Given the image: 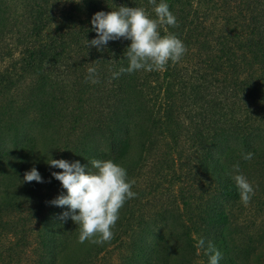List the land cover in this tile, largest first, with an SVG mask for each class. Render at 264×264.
I'll list each match as a JSON object with an SVG mask.
<instances>
[{
	"label": "trees",
	"instance_id": "1",
	"mask_svg": "<svg viewBox=\"0 0 264 264\" xmlns=\"http://www.w3.org/2000/svg\"><path fill=\"white\" fill-rule=\"evenodd\" d=\"M23 2L22 22L12 26L7 0H0V45L13 41L23 54L19 70L36 78L35 98L42 100H39V114L31 119L35 127L50 133L49 129L62 120L55 112L57 108L61 111L64 102L58 95L62 96L65 88L73 93V98L68 97L70 111L67 115L82 125L78 146H74L68 162L79 161L86 172H94L92 160H112L126 169L131 181L136 171H140L137 167L156 149L157 156L163 160L161 163L165 162L166 170L172 175L178 177L177 171H185L188 178L199 183L196 190L180 189L179 211L154 221L171 231L169 235L165 231L158 235L147 264H209L206 254L209 244L221 253L219 264H248L254 248L240 247L232 238V225L236 226L238 212L243 209L234 180L238 173L233 166L239 164V174L244 175L254 189L249 203L263 199L264 154L259 151H262L260 144L264 145V0L244 1V19L250 22L244 37L237 33L226 34L223 26L215 31L214 24L208 25L209 28L203 25L205 21L196 23L193 28H200L198 35L204 41L195 48L186 43L188 32L185 29L187 24L193 25L194 20L187 21L184 15H176L178 0H163L176 17L177 26H162L161 35H176L186 44L188 52L194 50L193 55L185 61H169L164 71L139 70L122 74L118 79L112 78L113 73L127 67L125 53L131 42L120 38L109 41L101 49L88 47L86 41L97 38L91 19L97 12L116 11L120 6L144 8L155 19L154 6L148 0ZM89 67L96 68L95 78L99 81L96 84L87 79ZM13 84L8 72L0 74V94L9 92ZM143 91L153 96L142 99ZM75 95L81 98L75 100ZM234 103L253 109L248 120L228 119L226 109L232 108ZM100 107L109 112L102 111L99 116L96 112ZM231 112L229 116L233 115ZM16 118L7 113L0 126V230L4 226L1 216L17 210L25 199L29 201L41 184L23 182L24 174L36 168L46 182L53 173L47 156H33L37 149L36 138L24 137L26 121ZM163 132L157 139L155 133ZM171 149L179 152L177 159L169 157ZM249 152L253 154L252 159L244 160V154ZM131 155L137 156L138 161ZM175 164L179 170L174 168ZM260 189L263 196L259 194ZM131 203L129 199L121 208L113 235L129 221L134 211ZM60 208H49V215L59 213ZM67 211L68 208L64 212ZM76 226L70 218L61 219L54 230H49V224L44 226L43 251L56 249L57 264L87 261L91 251H100L104 244L79 243ZM201 238L205 241L204 248L197 246ZM115 240L113 237L105 246ZM141 240L134 238L129 243L130 249L125 247L131 258L128 264L143 260L145 248ZM86 243L92 248L86 247ZM255 258L254 261L260 263V257ZM41 262L48 264L44 259Z\"/></svg>",
	"mask_w": 264,
	"mask_h": 264
},
{
	"label": "rangeland",
	"instance_id": "2",
	"mask_svg": "<svg viewBox=\"0 0 264 264\" xmlns=\"http://www.w3.org/2000/svg\"><path fill=\"white\" fill-rule=\"evenodd\" d=\"M23 1L7 0L10 13L9 22L12 26L19 25L22 22L21 14L25 11ZM244 1L178 0L175 5L176 15H184L187 17V21L194 20L193 25H186L185 29L188 32L186 43L188 41L190 48H195L200 42L204 41L198 35L200 28H193L200 21H205L203 25L209 28L211 27L208 25L214 24L212 29L215 31L223 26L226 34L233 35L237 33L240 37H244L246 25L250 23L248 19H244V12H246ZM213 34L215 35V33ZM193 53L194 50L186 51L181 59L188 60ZM237 55H240V51L237 52ZM22 60L23 54L13 41H6L0 45V74L8 72L14 82L12 87L8 89L9 92L0 94V126L7 113L10 117L16 116L15 120L20 122L23 119L26 121L25 130H23L25 132L24 137L26 135L36 138L37 149L34 150L33 156L43 155V158L47 156L49 160L52 158L68 161L70 156L72 157L71 152L74 150V146H78V140L80 139L79 127L82 125V122H76L71 115L70 117L67 115L70 111L68 97L73 98V93H68V88H65V93L62 96L61 94L58 95V99L64 102L63 107L61 104V111L59 112V108H57L55 112L59 113V116L61 115L62 120L56 127L49 129L51 134L42 128L35 127L31 119L39 114V100L42 99L41 97L35 98V94L37 95L35 92L36 78L19 70ZM149 96L153 95L143 91L142 99H148ZM74 97L75 100L81 98L80 95ZM231 99L232 101L236 100L233 96ZM156 105H159V101ZM226 110H228L227 113L232 110L233 115L229 116L228 113V119L232 118L233 121L248 120L251 115L249 112L253 111L252 108L240 107L239 104L235 103L232 108ZM102 111L103 113L109 112L108 109L100 107L96 113L102 116ZM97 114H94V116H97ZM181 118L183 121V116ZM51 130L53 131L51 132ZM155 134L159 139L164 132ZM156 135H153V139H156ZM165 140L167 141V139L163 141ZM260 147L262 151L259 152L264 154V145L260 144ZM178 149L182 151L181 148L178 147ZM171 153L169 157L174 156V159H177L176 156L179 152L177 150L173 152L171 149ZM132 159L136 160L137 156L132 157ZM161 159L157 156L155 149L137 167L140 168L138 169L140 171H136L133 175L135 184L132 188V191L138 194L136 198L132 199L131 203L134 211L120 232L113 235L116 239L115 242L113 241L107 247L104 243L101 245L100 251L95 252L96 249L91 251L92 254L87 261L85 259L84 262L76 264H128L131 258L128 257L129 253L126 254V251L129 250H125V247L130 249L129 243L134 238H139V241L140 238L142 239L141 243L145 248L144 257L139 263L134 261L130 264H147L150 261L151 247L158 235L164 233V231L165 234L169 235L171 231L170 228L164 230L159 225L154 224V221L158 222L161 217H168L171 214L170 212L180 210L181 188L190 187V190H196L199 184L191 177L188 178L185 171H177L175 175H178V177L172 175L166 170L165 162L161 163L163 161ZM166 159L168 160V155ZM174 168L178 169L176 164ZM60 171L58 168H53V172L58 173ZM262 193L263 190L260 189L259 194L263 196ZM65 194V189H63L60 182L50 177L46 182L38 184L29 201L25 199L17 210L7 212L1 216V222L4 226L3 230H0V264H41L43 259L47 260L48 264H57L58 254L56 249L50 248L43 251L41 233L46 224H49V230H54L58 222H61V214L64 213L67 206L61 207L59 213L53 212L50 215L49 208H56L50 202ZM194 198L197 200V196ZM262 201H264V197L256 202L249 203L247 206L243 204V209L238 212L239 214L235 220V227L237 228H233L232 225L233 241H236L240 247L249 245L254 248L252 256L247 261L248 264H264V202ZM76 230L75 232L79 236L80 228L78 225ZM86 247L92 248L88 243H86ZM197 253L200 256L199 249ZM255 256L260 257V263L254 261L256 260Z\"/></svg>",
	"mask_w": 264,
	"mask_h": 264
},
{
	"label": "clouds",
	"instance_id": "3",
	"mask_svg": "<svg viewBox=\"0 0 264 264\" xmlns=\"http://www.w3.org/2000/svg\"><path fill=\"white\" fill-rule=\"evenodd\" d=\"M153 5L155 19L151 18L144 8L120 6L116 11L107 13L101 11L93 15L92 28L97 38L86 41L88 47L103 48L109 41L124 38L131 43L125 53L127 67L114 72L112 78L118 79L122 74H131L139 70L164 71L169 61L179 62L187 49L183 42L174 34L161 35L162 26L176 27V17L169 9V5L161 0H148ZM87 79L98 83L96 68H88ZM252 153H245L244 160H251ZM50 167L62 171L51 173L59 181L67 195L58 196L50 203L56 207L67 206L69 211L61 214L62 220L71 219L79 226L78 242L88 241L92 244H103L113 238L112 229L119 219V213L125 202L137 197L132 191L135 183L129 180L127 171L112 160H92L91 167L96 171H87L79 161L68 162L63 159H50ZM238 174L234 176L241 202L247 206L254 194V189L247 178L239 174V164L233 166ZM43 183L36 168L26 172L23 182ZM205 241L201 238L198 247L204 248ZM206 254L209 255V264H219L221 253L211 244Z\"/></svg>",
	"mask_w": 264,
	"mask_h": 264
}]
</instances>
